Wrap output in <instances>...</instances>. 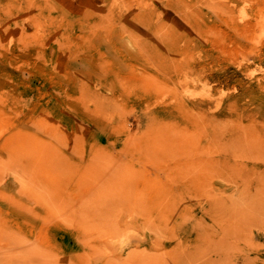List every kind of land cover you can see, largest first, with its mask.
Wrapping results in <instances>:
<instances>
[{"label": "rangeland", "instance_id": "374dc122", "mask_svg": "<svg viewBox=\"0 0 264 264\" xmlns=\"http://www.w3.org/2000/svg\"><path fill=\"white\" fill-rule=\"evenodd\" d=\"M218 252L264 264V0H0V264Z\"/></svg>", "mask_w": 264, "mask_h": 264}, {"label": "bare ground", "instance_id": "6f19581e", "mask_svg": "<svg viewBox=\"0 0 264 264\" xmlns=\"http://www.w3.org/2000/svg\"><path fill=\"white\" fill-rule=\"evenodd\" d=\"M240 132V131H239ZM209 237V236H208ZM210 240V239H209ZM203 241H205V240H203ZM208 241V240H207ZM197 242V241H196ZM196 244V243H195ZM198 244V243H197ZM200 244V243H199ZM211 245V244H210ZM204 246V245H203ZM203 246L202 247H200V248H203ZM198 247V246H197ZM205 248V247H204ZM227 249V248H226ZM211 252V251H210ZM197 253V252H196ZM224 255V254H223ZM223 255H222V253H220V252H218V253H214L213 255H211V260H209L210 258L208 257L207 259H206V262H209V263H211V264H217V263H221L223 260H224V257H223ZM214 256V257H213ZM245 258V257H244ZM243 259V258H242ZM246 260V259H245ZM225 261V260H224ZM231 260H229V262H230ZM205 264V263H204ZM230 264H232V263H230Z\"/></svg>", "mask_w": 264, "mask_h": 264}]
</instances>
